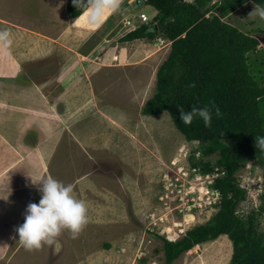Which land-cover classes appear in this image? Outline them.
Instances as JSON below:
<instances>
[{
	"label": "rangeland",
	"instance_id": "374dc122",
	"mask_svg": "<svg viewBox=\"0 0 264 264\" xmlns=\"http://www.w3.org/2000/svg\"><path fill=\"white\" fill-rule=\"evenodd\" d=\"M67 1L0 0V29L13 41L0 49V264H164L163 239H181L219 210L212 184L223 174L193 170L197 161L215 164L217 155L188 142L169 113L142 112L171 43L123 42L132 33L124 23L142 14L156 22V10L145 0H122L92 26L87 17L74 24ZM255 6L207 17L259 37L264 20L249 18ZM250 64L260 75L263 66ZM47 175L73 185L88 223L77 239L63 231L58 250L27 251L15 229L27 206L39 203L42 185L34 183ZM237 178L247 192L238 211L259 213L264 238L263 171L250 161ZM232 255L231 240L221 236L173 264H229Z\"/></svg>",
	"mask_w": 264,
	"mask_h": 264
},
{
	"label": "trees",
	"instance_id": "16d2710c",
	"mask_svg": "<svg viewBox=\"0 0 264 264\" xmlns=\"http://www.w3.org/2000/svg\"><path fill=\"white\" fill-rule=\"evenodd\" d=\"M248 2L264 6V0H145L157 12L155 32L147 33L153 24L143 25L122 39L159 37L171 42L170 53L157 72L154 96L142 112L146 116L169 113L188 142L205 146L206 156L217 155L215 164L197 161L193 168L200 166L205 175L223 174L212 184L220 194L218 212L177 241L163 239L164 264H173L194 247L221 236L233 244L229 264H264L259 213L238 211L247 192L237 178L243 165L253 161L263 171L264 181V151L255 147V137L264 136V52L259 51L258 36L241 31L217 14L207 17L213 12L229 16ZM67 13L72 19L81 15L73 0H68ZM250 62L253 69L263 66L260 75H252ZM213 104L222 115L217 117L214 107L210 127L199 117L191 125L181 122L180 107L191 111L194 106Z\"/></svg>",
	"mask_w": 264,
	"mask_h": 264
},
{
	"label": "clouds",
	"instance_id": "9594fccd",
	"mask_svg": "<svg viewBox=\"0 0 264 264\" xmlns=\"http://www.w3.org/2000/svg\"><path fill=\"white\" fill-rule=\"evenodd\" d=\"M122 0H73V4L81 11L75 20L78 23L82 17H87L92 26H99L106 14L115 13L120 9ZM259 17L264 20V6L257 4L249 18ZM11 33L7 29H0V49H9L12 45ZM195 87V85H190ZM215 105L203 108L192 107L191 111L179 108L180 120L184 125H191L194 118L203 120L206 127L211 126L212 109ZM167 112L164 113V117ZM217 117L222 115L215 107ZM255 147L264 151V136L255 137ZM34 183V182H33ZM42 193L39 203H30L27 206L24 223L15 231L19 236V243L27 250H39L43 246H55L58 250V237L67 230L72 239H77L88 223L87 205L73 194V185L56 180L51 175L43 177L39 183Z\"/></svg>",
	"mask_w": 264,
	"mask_h": 264
},
{
	"label": "built area",
	"instance_id": "2783aa9c",
	"mask_svg": "<svg viewBox=\"0 0 264 264\" xmlns=\"http://www.w3.org/2000/svg\"><path fill=\"white\" fill-rule=\"evenodd\" d=\"M185 1L188 3H194L196 0H185ZM150 24H153V26L151 28H155L154 26H156V22H153L152 20H150V17L148 15L142 14L140 17H137L135 20L127 19L124 23V28L130 29L127 31V33H130V32H133V31L139 29L143 25H150ZM133 25H135V28ZM122 27H123V24H122ZM193 170L196 171L198 169L193 168ZM212 175L219 176L218 173H214ZM204 176L208 177V175H204Z\"/></svg>",
	"mask_w": 264,
	"mask_h": 264
},
{
	"label": "water",
	"instance_id": "95a60500",
	"mask_svg": "<svg viewBox=\"0 0 264 264\" xmlns=\"http://www.w3.org/2000/svg\"><path fill=\"white\" fill-rule=\"evenodd\" d=\"M154 32H155V28H151V29H149V30L147 31V33H154ZM258 40H259V42H260L261 44L264 45V35H263V36H259V37H258Z\"/></svg>",
	"mask_w": 264,
	"mask_h": 264
},
{
	"label": "crops",
	"instance_id": "0c3cea01",
	"mask_svg": "<svg viewBox=\"0 0 264 264\" xmlns=\"http://www.w3.org/2000/svg\"><path fill=\"white\" fill-rule=\"evenodd\" d=\"M251 3H253V2H248L247 4H251ZM67 4H68V1H67ZM247 4H245V5H247ZM67 7V6H66ZM157 13V12H156ZM171 43V42H170ZM259 51H263L264 52V49H259Z\"/></svg>",
	"mask_w": 264,
	"mask_h": 264
},
{
	"label": "bare ground",
	"instance_id": "6f19581e",
	"mask_svg": "<svg viewBox=\"0 0 264 264\" xmlns=\"http://www.w3.org/2000/svg\"><path fill=\"white\" fill-rule=\"evenodd\" d=\"M177 238V237H176ZM174 240V239H173Z\"/></svg>",
	"mask_w": 264,
	"mask_h": 264
}]
</instances>
